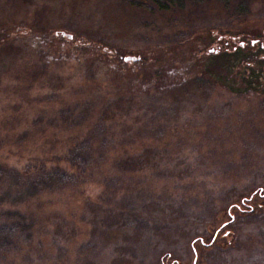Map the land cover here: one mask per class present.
Here are the masks:
<instances>
[{
  "label": "rangeland",
  "instance_id": "374dc122",
  "mask_svg": "<svg viewBox=\"0 0 264 264\" xmlns=\"http://www.w3.org/2000/svg\"><path fill=\"white\" fill-rule=\"evenodd\" d=\"M247 1L0 0V264H264V52L219 56L264 47Z\"/></svg>",
  "mask_w": 264,
  "mask_h": 264
},
{
  "label": "trees",
  "instance_id": "16d2710c",
  "mask_svg": "<svg viewBox=\"0 0 264 264\" xmlns=\"http://www.w3.org/2000/svg\"><path fill=\"white\" fill-rule=\"evenodd\" d=\"M153 1L160 8H168L169 7L168 5H170V4L171 5L178 4V5H182L183 6L184 3H190L193 6H202L207 0H153ZM216 1L221 5V8L224 11H226L227 13H229L232 17L239 18L241 16L247 15L248 12H249V6H248V1L247 0H216ZM139 6L141 7L142 5L139 4ZM222 38H223V36H221V39ZM232 39L233 40L235 39V41H237L236 37H232ZM223 40H224V38H223ZM244 41H245L244 39H241L240 41H238V43H236L237 45H235V43H233V42H229V44L233 43L234 46L231 47V45H229V47H231V48H229V47L228 48H224V50L219 55V56H223L224 55L227 58H229L230 61H231L230 63H228L229 65L226 68L223 69L224 70L223 78L226 81L227 80L229 81L230 77L232 76V72H233L234 66H240V67L244 66L243 64L242 65H239V64L246 57V55L248 53H251V55H249L251 58H252V56L254 54V57H258V58H260V61H262V56H260V55L262 54V52H264V47H262L261 44H258L255 41H253L254 43H249V44L245 43ZM202 53L203 52L200 53L201 56H203ZM211 55L212 54H209V56H211ZM249 56L247 55V58ZM248 63L249 62H247V64ZM242 77H245L247 79H251L252 74L248 75V73L246 74V73L242 72ZM60 177H62V174L60 175ZM2 178H4V177H2ZM2 178H0V186L2 185V180H1ZM254 196L255 197L257 196L258 198H260V200L264 199V194H262V192H260V191L253 192V195L251 197H254ZM243 206H244V204H243ZM235 209L241 211V212H239L240 215H241L240 217H242L243 215L246 216L247 214L252 212V210H242L241 206H235ZM228 213H230V210H229ZM232 216H233V214L230 213L229 219H231ZM218 235L219 234H217L216 236H218ZM216 236H215V238L213 239L212 242L210 241L211 242V244H210L211 246L213 245L214 241L217 239Z\"/></svg>",
  "mask_w": 264,
  "mask_h": 264
},
{
  "label": "water",
  "instance_id": "95a60500",
  "mask_svg": "<svg viewBox=\"0 0 264 264\" xmlns=\"http://www.w3.org/2000/svg\"><path fill=\"white\" fill-rule=\"evenodd\" d=\"M62 35H63V34H62ZM67 38L70 39V36H68ZM124 61H135V59H133V58H125Z\"/></svg>",
  "mask_w": 264,
  "mask_h": 264
}]
</instances>
